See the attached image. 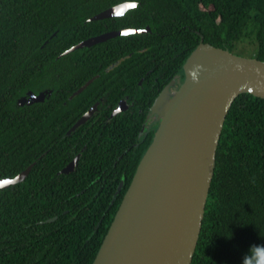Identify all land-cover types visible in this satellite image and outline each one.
Listing matches in <instances>:
<instances>
[{"label":"trees","instance_id":"trees-1","mask_svg":"<svg viewBox=\"0 0 264 264\" xmlns=\"http://www.w3.org/2000/svg\"><path fill=\"white\" fill-rule=\"evenodd\" d=\"M126 2L138 5L91 20ZM147 27L65 54L105 32ZM202 39L237 55L248 41L264 61V0H0V180L34 164L0 189V264L94 263L158 128L146 123L150 107L173 80L184 82ZM46 91L44 102L19 104ZM126 97L129 110L112 116ZM260 244L264 99L243 94L224 124L192 264H243Z\"/></svg>","mask_w":264,"mask_h":264},{"label":"water","instance_id":"water-1","mask_svg":"<svg viewBox=\"0 0 264 264\" xmlns=\"http://www.w3.org/2000/svg\"><path fill=\"white\" fill-rule=\"evenodd\" d=\"M132 3L116 5L91 20L123 16L133 9L126 7ZM148 32L149 27L111 31L85 40L65 54L118 36ZM183 70L185 81L180 88L173 92L177 85L173 80L151 107L149 116H157L159 126L93 264H192L227 115L240 95L264 99V61L236 55L202 39ZM92 82L93 79L74 96ZM48 95L52 92H29L19 104L44 102ZM96 110L97 104L68 135L86 124ZM120 112L117 109L112 116ZM78 160L79 156L62 173L73 172ZM33 166L13 179L0 180V189L23 182ZM122 187L123 182L118 192Z\"/></svg>","mask_w":264,"mask_h":264},{"label":"clouds","instance_id":"clouds-1","mask_svg":"<svg viewBox=\"0 0 264 264\" xmlns=\"http://www.w3.org/2000/svg\"><path fill=\"white\" fill-rule=\"evenodd\" d=\"M128 5L130 4L126 6ZM243 264H264V244L253 245L249 253L244 256Z\"/></svg>","mask_w":264,"mask_h":264},{"label":"flooded vegetation","instance_id":"flooded-vegetation-1","mask_svg":"<svg viewBox=\"0 0 264 264\" xmlns=\"http://www.w3.org/2000/svg\"><path fill=\"white\" fill-rule=\"evenodd\" d=\"M111 32V31H110ZM106 33H108V32H105V33H103V34H106ZM103 34H100V35H103ZM97 36H99V35H97ZM184 81H185V79H184ZM184 83V82H183ZM183 83H179V80L177 81V85H176V87L174 88L175 90H178L179 88H180V86L183 84ZM165 89V88H164ZM174 89H173V92H174ZM50 95H48L47 97H49ZM46 97V98H47ZM128 97H126V99H121L120 100V102H119V104L117 105V107L116 108H114L113 109V111H112V114H113V112H115V110H117V109H120V110H122V112H124V111H127V110H129V108H130V105L127 103V101H128ZM102 101L103 102H105V98L104 99H102ZM155 102V101H154ZM27 104V103H26ZM97 104V110H96V112L94 113V114H96L97 113V111H98V106H99V102H97V103H95V105ZM154 104V103H153ZM152 107V106H151ZM151 107H150V112H151ZM150 115V113L148 114V116H147V118H146V123L148 122L149 123V127L151 126V123H155V124H157L158 126H159V122H158V120H157V116H149ZM94 116V115H93ZM151 122V123H150ZM157 126V127H158ZM157 131V130H156ZM156 133V132H155Z\"/></svg>","mask_w":264,"mask_h":264},{"label":"rangeland","instance_id":"rangeland-1","mask_svg":"<svg viewBox=\"0 0 264 264\" xmlns=\"http://www.w3.org/2000/svg\"><path fill=\"white\" fill-rule=\"evenodd\" d=\"M239 46H243L245 48H248L246 49L247 51H242L240 50L241 52H237L238 55L240 56H243V57H246V58H252L254 56V54L248 52V51H253L254 49V45L250 44L248 41L244 42V43H241ZM237 55V54H236ZM177 90L174 89V92H176Z\"/></svg>","mask_w":264,"mask_h":264},{"label":"snow or ice","instance_id":"snow-or-ice-1","mask_svg":"<svg viewBox=\"0 0 264 264\" xmlns=\"http://www.w3.org/2000/svg\"><path fill=\"white\" fill-rule=\"evenodd\" d=\"M126 7H130V8H136L137 7V5L135 4V3H132V4H130V5H128V6H126ZM119 14V13H118ZM4 184H8V183H11L10 181H4L3 182Z\"/></svg>","mask_w":264,"mask_h":264}]
</instances>
